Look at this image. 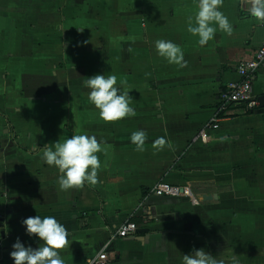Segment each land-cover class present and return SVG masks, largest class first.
<instances>
[{"label":"crops","instance_id":"0c3cea01","mask_svg":"<svg viewBox=\"0 0 264 264\" xmlns=\"http://www.w3.org/2000/svg\"><path fill=\"white\" fill-rule=\"evenodd\" d=\"M197 4L0 0V264H13L18 237L39 245L21 224L37 215L66 227L65 264L101 253L106 264H182L198 249L223 264H264V68L253 90L258 106L232 107L208 143L193 141L220 91L240 79L238 65L264 42V25L241 0H224L233 32L218 30L201 47L187 31ZM158 39L179 45L186 66L159 57ZM98 73L126 82L134 116L100 119L83 83ZM139 130L144 151L131 143ZM84 133L104 142L98 182L60 190L59 170L41 155ZM158 138L162 150L153 147ZM161 181L190 186L198 203L152 194ZM126 221L147 230L117 236Z\"/></svg>","mask_w":264,"mask_h":264},{"label":"clouds","instance_id":"9594fccd","mask_svg":"<svg viewBox=\"0 0 264 264\" xmlns=\"http://www.w3.org/2000/svg\"><path fill=\"white\" fill-rule=\"evenodd\" d=\"M224 0H198L197 10L187 18V31L198 37V44L203 47L213 40L217 31L231 35L233 24L227 15L221 11ZM241 5L259 24L264 25V0H241ZM82 31V30H81ZM157 55L169 64L178 67L186 66L182 48L171 40L158 39L154 42ZM116 75L98 73L84 80L88 89L87 99L99 110V117L105 122L119 121L135 115V109L130 106L129 92L125 90V81L119 85ZM146 133L143 130L131 134V143L136 151H144ZM164 138L153 142V147L162 150ZM104 142L98 141L95 135L88 133L72 135L54 145L46 147L41 159L50 167L59 170L58 185L60 190L67 191L82 187L85 183L95 185L98 182L97 172L101 161L97 155L106 151ZM25 234L35 237L39 242L37 247L25 245L18 237L12 244L9 253L13 264H65L58 250L68 244V231L54 216H29L21 221ZM182 264H223L217 261L203 249L184 254ZM231 264H239L236 257Z\"/></svg>","mask_w":264,"mask_h":264},{"label":"built area","instance_id":"2783aa9c","mask_svg":"<svg viewBox=\"0 0 264 264\" xmlns=\"http://www.w3.org/2000/svg\"><path fill=\"white\" fill-rule=\"evenodd\" d=\"M264 68V42L259 46L254 56L241 62L237 71L240 79L229 82L219 94L218 104L208 122L199 130L193 141L208 143L212 139V134L221 128V123L234 106H246L253 109L258 106V101L254 99V84L258 78L260 70ZM152 194L160 197L189 198L192 202L198 203L190 186L173 185L167 182H158L153 187ZM138 225L133 221H126L117 230V236L125 238L134 235ZM1 246V243H0ZM107 253H101L98 257L88 261L86 264H106Z\"/></svg>","mask_w":264,"mask_h":264},{"label":"water","instance_id":"95a60500","mask_svg":"<svg viewBox=\"0 0 264 264\" xmlns=\"http://www.w3.org/2000/svg\"><path fill=\"white\" fill-rule=\"evenodd\" d=\"M263 100V99H262ZM147 229H137V231H136V233L137 234H139V233H143V232H145ZM2 234H3V236L5 235V232H2ZM141 239L143 238V237H140Z\"/></svg>","mask_w":264,"mask_h":264}]
</instances>
